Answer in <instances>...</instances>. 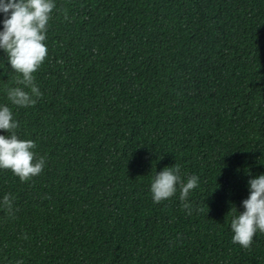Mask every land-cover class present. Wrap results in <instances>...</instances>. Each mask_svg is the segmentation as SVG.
I'll return each instance as SVG.
<instances>
[{
  "label": "trees",
  "instance_id": "obj_1",
  "mask_svg": "<svg viewBox=\"0 0 264 264\" xmlns=\"http://www.w3.org/2000/svg\"><path fill=\"white\" fill-rule=\"evenodd\" d=\"M54 3L34 106L7 99L0 49V106L45 159L0 169V264H264V233L245 249L231 229L264 175V0ZM174 165L198 177L189 210L179 184L153 201Z\"/></svg>",
  "mask_w": 264,
  "mask_h": 264
},
{
  "label": "clouds",
  "instance_id": "obj_2",
  "mask_svg": "<svg viewBox=\"0 0 264 264\" xmlns=\"http://www.w3.org/2000/svg\"><path fill=\"white\" fill-rule=\"evenodd\" d=\"M55 7L54 0H0V12L6 15L4 30L0 32V49L7 52L11 69L19 74L16 78L19 86L6 88L5 91L7 99L17 107L34 106L37 100L33 97L42 96L34 83V73L47 56L44 41L50 15ZM65 19H68L67 15ZM18 127L10 108L0 106V130L8 133L7 136L0 135V169H10L24 182L42 172L45 159H35L32 151L36 147L35 142L19 139L16 133ZM179 173V165H174L156 174L151 184L155 203L159 204L172 197L179 184L182 206L186 210L191 208L187 199L190 191L198 186V177L191 176L184 183ZM249 187L250 196L243 201L245 211L239 212L231 221L233 243L245 249L251 247L258 230L264 233V175L251 179ZM12 203L10 195H5L2 205L9 214L13 212Z\"/></svg>",
  "mask_w": 264,
  "mask_h": 264
}]
</instances>
